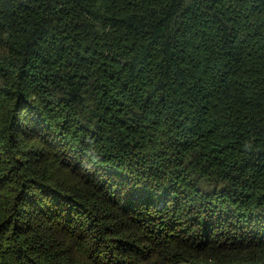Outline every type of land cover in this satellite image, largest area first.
Instances as JSON below:
<instances>
[{
	"label": "trees",
	"instance_id": "trees-1",
	"mask_svg": "<svg viewBox=\"0 0 264 264\" xmlns=\"http://www.w3.org/2000/svg\"><path fill=\"white\" fill-rule=\"evenodd\" d=\"M0 264H264V0H0Z\"/></svg>",
	"mask_w": 264,
	"mask_h": 264
}]
</instances>
